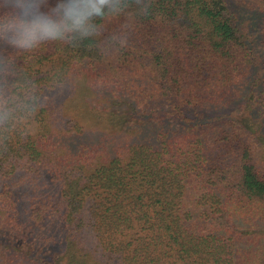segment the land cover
I'll return each mask as SVG.
<instances>
[{
  "label": "trees",
  "instance_id": "16d2710c",
  "mask_svg": "<svg viewBox=\"0 0 264 264\" xmlns=\"http://www.w3.org/2000/svg\"><path fill=\"white\" fill-rule=\"evenodd\" d=\"M105 13L0 36V264H264V0Z\"/></svg>",
  "mask_w": 264,
  "mask_h": 264
},
{
  "label": "clouds",
  "instance_id": "9594fccd",
  "mask_svg": "<svg viewBox=\"0 0 264 264\" xmlns=\"http://www.w3.org/2000/svg\"><path fill=\"white\" fill-rule=\"evenodd\" d=\"M109 5L110 0H71L52 10L59 18L54 22L51 15L39 12V5L33 0H14L13 14L0 23V36L10 34L4 38L11 44L30 49L40 41L63 38L65 33L90 35L91 21L105 16V8Z\"/></svg>",
  "mask_w": 264,
  "mask_h": 264
}]
</instances>
